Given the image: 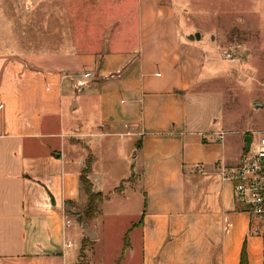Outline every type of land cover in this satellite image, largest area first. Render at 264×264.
<instances>
[{
    "label": "crops",
    "instance_id": "crops-1",
    "mask_svg": "<svg viewBox=\"0 0 264 264\" xmlns=\"http://www.w3.org/2000/svg\"><path fill=\"white\" fill-rule=\"evenodd\" d=\"M179 1L137 0V31L118 34L120 47L109 33L95 47L88 34L0 52V264H77L86 225L92 250L107 210L138 218L128 232L142 264H264V239L219 172L242 149L193 104L209 56L180 30ZM89 159L104 199L84 218Z\"/></svg>",
    "mask_w": 264,
    "mask_h": 264
},
{
    "label": "rangeland",
    "instance_id": "rangeland-1",
    "mask_svg": "<svg viewBox=\"0 0 264 264\" xmlns=\"http://www.w3.org/2000/svg\"><path fill=\"white\" fill-rule=\"evenodd\" d=\"M178 4L180 30L201 32L197 43L209 56L198 90L204 95L193 104L200 114L217 118L231 150L239 152L246 134L264 130V0H180ZM136 11L137 0H0V52L54 51L66 40L71 47L70 40L80 41L88 34L94 39L83 41L84 46L95 47L102 45L96 37L109 33L120 47L118 34L137 31ZM212 68L215 76L210 77ZM256 102L261 106L255 107ZM123 197L120 192L112 197L116 209H121ZM120 211L107 210L100 222H94L100 240L92 250L87 245L79 260L142 264L140 246L128 232L138 218ZM85 212L81 213L87 218ZM68 222V227L76 225L73 217ZM73 243V250L80 246L77 240Z\"/></svg>",
    "mask_w": 264,
    "mask_h": 264
},
{
    "label": "built area",
    "instance_id": "built-area-1",
    "mask_svg": "<svg viewBox=\"0 0 264 264\" xmlns=\"http://www.w3.org/2000/svg\"><path fill=\"white\" fill-rule=\"evenodd\" d=\"M227 56L232 58L231 53H227ZM83 75L88 76L87 73ZM214 133L218 139L223 140L226 131ZM251 135L250 146L246 149L244 144L238 162L222 164L219 172L223 179L233 183L235 202L240 210L250 215L252 233L264 239V130ZM66 246L70 247L71 243L68 242Z\"/></svg>",
    "mask_w": 264,
    "mask_h": 264
},
{
    "label": "trees",
    "instance_id": "trees-1",
    "mask_svg": "<svg viewBox=\"0 0 264 264\" xmlns=\"http://www.w3.org/2000/svg\"><path fill=\"white\" fill-rule=\"evenodd\" d=\"M252 134V133H250ZM91 170V159L87 162V166L83 169L81 172V182L82 187L85 193L87 194V206L85 208L86 212L85 215H87V218H91L98 213H100L99 204L104 199V196L100 192L93 191V185L92 182L88 176L89 171ZM91 243V240L86 237L84 239L83 248L81 251V256H83L84 249L87 245ZM77 264H85L83 260H79ZM241 264H246L245 256L243 255Z\"/></svg>",
    "mask_w": 264,
    "mask_h": 264
},
{
    "label": "water",
    "instance_id": "water-1",
    "mask_svg": "<svg viewBox=\"0 0 264 264\" xmlns=\"http://www.w3.org/2000/svg\"><path fill=\"white\" fill-rule=\"evenodd\" d=\"M189 39L191 40H196V39H200L201 38V32L197 31L194 33H191L187 36ZM261 106L260 102H256L255 103V107ZM245 140V148L248 149L250 146V143L252 141V135L251 134H246L244 137ZM81 221V218H79ZM85 235L90 238V239H95V236L92 234V230L89 226L86 225V231H85Z\"/></svg>",
    "mask_w": 264,
    "mask_h": 264
}]
</instances>
